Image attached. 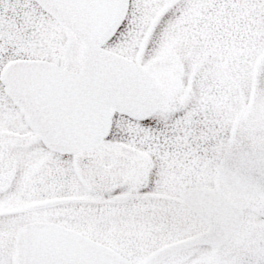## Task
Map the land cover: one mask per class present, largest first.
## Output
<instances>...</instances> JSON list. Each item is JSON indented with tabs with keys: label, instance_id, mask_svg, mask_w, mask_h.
<instances>
[{
	"label": "snow or ice",
	"instance_id": "snow-or-ice-1",
	"mask_svg": "<svg viewBox=\"0 0 264 264\" xmlns=\"http://www.w3.org/2000/svg\"><path fill=\"white\" fill-rule=\"evenodd\" d=\"M0 264H264V0H0Z\"/></svg>",
	"mask_w": 264,
	"mask_h": 264
}]
</instances>
